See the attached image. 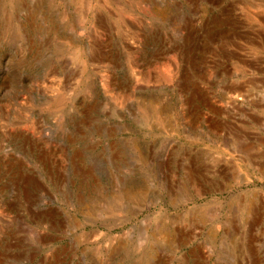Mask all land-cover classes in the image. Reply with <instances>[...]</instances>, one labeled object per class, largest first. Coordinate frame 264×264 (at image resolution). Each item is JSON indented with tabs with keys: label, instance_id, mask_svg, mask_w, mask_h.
Instances as JSON below:
<instances>
[{
	"label": "rangeland",
	"instance_id": "1",
	"mask_svg": "<svg viewBox=\"0 0 264 264\" xmlns=\"http://www.w3.org/2000/svg\"><path fill=\"white\" fill-rule=\"evenodd\" d=\"M0 264H264V0H0Z\"/></svg>",
	"mask_w": 264,
	"mask_h": 264
}]
</instances>
